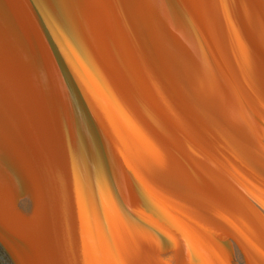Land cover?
Returning a JSON list of instances; mask_svg holds the SVG:
<instances>
[{"label": "water", "instance_id": "1", "mask_svg": "<svg viewBox=\"0 0 264 264\" xmlns=\"http://www.w3.org/2000/svg\"><path fill=\"white\" fill-rule=\"evenodd\" d=\"M0 264H264V0H0Z\"/></svg>", "mask_w": 264, "mask_h": 264}]
</instances>
